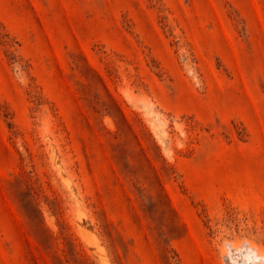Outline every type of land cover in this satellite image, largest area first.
Returning <instances> with one entry per match:
<instances>
[{"label": "rangeland", "instance_id": "rangeland-1", "mask_svg": "<svg viewBox=\"0 0 264 264\" xmlns=\"http://www.w3.org/2000/svg\"><path fill=\"white\" fill-rule=\"evenodd\" d=\"M247 241L264 0H0V264H226Z\"/></svg>", "mask_w": 264, "mask_h": 264}, {"label": "bare ground", "instance_id": "bare-ground-1", "mask_svg": "<svg viewBox=\"0 0 264 264\" xmlns=\"http://www.w3.org/2000/svg\"><path fill=\"white\" fill-rule=\"evenodd\" d=\"M223 256L226 264H264V248L248 241L226 244Z\"/></svg>", "mask_w": 264, "mask_h": 264}]
</instances>
